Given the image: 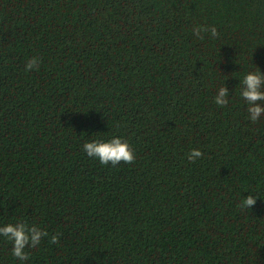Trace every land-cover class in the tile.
Masks as SVG:
<instances>
[{
  "label": "trees",
  "instance_id": "1",
  "mask_svg": "<svg viewBox=\"0 0 264 264\" xmlns=\"http://www.w3.org/2000/svg\"><path fill=\"white\" fill-rule=\"evenodd\" d=\"M258 70L264 0H0V227L48 232L23 261L0 235V264H264ZM114 136L132 163L84 151Z\"/></svg>",
  "mask_w": 264,
  "mask_h": 264
},
{
  "label": "clouds",
  "instance_id": "2",
  "mask_svg": "<svg viewBox=\"0 0 264 264\" xmlns=\"http://www.w3.org/2000/svg\"><path fill=\"white\" fill-rule=\"evenodd\" d=\"M202 32H209L213 38L218 37L219 33L215 26L205 27L196 26L193 28V33L199 39H203ZM40 60L38 57H31L25 64V71L39 69ZM243 88L241 96L248 104V113L252 122H256L261 115H264V73L258 71L248 72L242 81ZM229 90L226 86L220 87L216 96L215 103L221 107L228 104ZM84 151L89 157H96L101 164L117 165L121 161L132 163L135 160V154L129 145L128 141L114 136L105 141L103 139L92 140L85 142L83 145ZM203 155L200 149L194 148L188 153L189 162H194L197 158ZM256 196L250 194L242 201L243 208H251L256 203ZM0 235H3L8 240L12 241V254L19 260H27L29 253L26 248H35L41 242L43 237L48 236V232L44 231L36 225H29L24 221H18L15 224H6L0 227ZM59 234H53L49 243H58Z\"/></svg>",
  "mask_w": 264,
  "mask_h": 264
}]
</instances>
